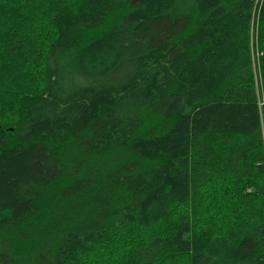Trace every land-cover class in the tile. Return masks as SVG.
Listing matches in <instances>:
<instances>
[{"label": "trees", "instance_id": "16d2710c", "mask_svg": "<svg viewBox=\"0 0 264 264\" xmlns=\"http://www.w3.org/2000/svg\"><path fill=\"white\" fill-rule=\"evenodd\" d=\"M0 264H264V0H0Z\"/></svg>", "mask_w": 264, "mask_h": 264}, {"label": "rangeland", "instance_id": "374dc122", "mask_svg": "<svg viewBox=\"0 0 264 264\" xmlns=\"http://www.w3.org/2000/svg\"><path fill=\"white\" fill-rule=\"evenodd\" d=\"M184 1H190V2H191V0H184ZM252 53H253V58H254V60H255V63L257 64V58H258V56L260 55V52H259V50L257 49V47H256V45H255L254 42H253V47H252ZM207 196L211 197V196H210V193H208ZM216 199H217V198H216Z\"/></svg>", "mask_w": 264, "mask_h": 264}]
</instances>
